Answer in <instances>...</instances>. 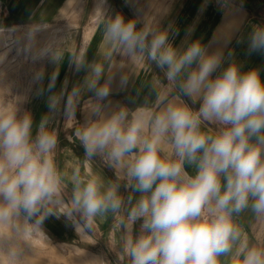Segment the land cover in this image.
Returning a JSON list of instances; mask_svg holds the SVG:
<instances>
[{
    "label": "clouds",
    "instance_id": "1",
    "mask_svg": "<svg viewBox=\"0 0 264 264\" xmlns=\"http://www.w3.org/2000/svg\"><path fill=\"white\" fill-rule=\"evenodd\" d=\"M148 36L121 16L106 28L109 40L132 52L146 51L158 67H167L169 81L191 69L181 89L194 101L201 100L199 110L169 104L151 117L150 138L142 135L149 123L143 111L128 120L126 109L93 122L77 135L89 158L105 151L115 161L133 155L127 174L144 195L128 219L143 218L145 234L129 241L132 264H219L218 257L240 238L232 214L250 206L264 215V81L258 71L241 72L236 63L211 79L221 64L219 54H206L198 41L181 53L168 42L166 32L154 34L150 42ZM248 44L249 53H264V25L253 27ZM101 70L95 68L97 76ZM92 87L97 96L108 95L107 88ZM202 120L225 127L209 135L200 129ZM31 129L28 115L18 119L15 113L0 112V197L6 202L0 205V221L20 211L31 219L46 204L58 202L54 198L60 192V177L52 159L56 137L41 132L33 140ZM166 136L171 138L175 160L172 153L161 155ZM185 161L196 164L194 176L185 171ZM74 202L88 216L121 207L115 188L101 192L95 179L78 188ZM46 214L54 213L48 208ZM44 219L41 215L36 226ZM238 255L239 264H264V250L241 247Z\"/></svg>",
    "mask_w": 264,
    "mask_h": 264
},
{
    "label": "crops",
    "instance_id": "2",
    "mask_svg": "<svg viewBox=\"0 0 264 264\" xmlns=\"http://www.w3.org/2000/svg\"><path fill=\"white\" fill-rule=\"evenodd\" d=\"M263 5L264 0H0L2 21L63 26L58 28L62 39L50 50L26 107L32 120V139L41 132L56 137L52 159L60 177V192L54 198L58 202L46 204L38 213L45 216L42 227L48 236L62 238L73 229L79 236L88 234V241L104 235L112 241V249L129 251V241L145 234L143 218L128 219L130 209L144 195L135 190L136 181L127 174L133 155L115 161L105 151L89 158L77 133L120 109L127 110L128 120L142 110L149 121L142 135L150 138L151 117L169 104H184L193 112L201 105L200 99L194 101L181 89L191 69L169 81L167 67H158L146 51L132 52L109 40L107 25L116 16L131 20L137 31L149 33V42L154 34L166 32L168 42L181 53L198 41L206 54L221 57L211 79L236 63L241 72L258 71L264 81V53H249L248 44L253 27L264 25L260 17ZM97 66L102 69L99 76ZM93 85L95 89L107 88L108 95L97 96ZM218 124L202 120L200 129L214 136L220 131ZM162 147V156L172 153L171 158L176 159L170 136L165 137ZM184 169L190 176L197 171L196 164L188 161ZM91 179L97 181L101 192L115 188L121 198L119 210L88 216L75 204L76 191ZM221 180L223 184V174ZM48 208L53 215L46 214ZM232 219L240 238L228 253L218 257L219 264H239L241 247L248 250L264 242V232L259 230L264 228V215L254 213L249 206L233 213Z\"/></svg>",
    "mask_w": 264,
    "mask_h": 264
},
{
    "label": "rangeland",
    "instance_id": "3",
    "mask_svg": "<svg viewBox=\"0 0 264 264\" xmlns=\"http://www.w3.org/2000/svg\"><path fill=\"white\" fill-rule=\"evenodd\" d=\"M261 8L264 21V5ZM60 27L0 19V112L15 113L18 119L26 115L34 83L50 50L62 39ZM223 127L218 124L219 130ZM5 203L0 197V205ZM36 219L20 211L0 221V264H132L129 251L112 249V241L104 235L88 241V234L79 236L70 229L55 238L42 224L37 227ZM256 249L264 250V242Z\"/></svg>",
    "mask_w": 264,
    "mask_h": 264
},
{
    "label": "bare ground",
    "instance_id": "4",
    "mask_svg": "<svg viewBox=\"0 0 264 264\" xmlns=\"http://www.w3.org/2000/svg\"><path fill=\"white\" fill-rule=\"evenodd\" d=\"M76 225H78L77 227H79V228H80L79 224H76Z\"/></svg>",
    "mask_w": 264,
    "mask_h": 264
}]
</instances>
